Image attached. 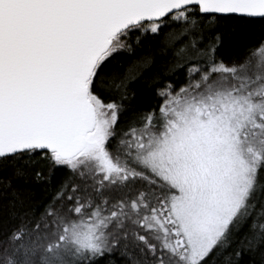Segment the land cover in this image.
<instances>
[{
	"label": "snow or ice",
	"instance_id": "snow-or-ice-1",
	"mask_svg": "<svg viewBox=\"0 0 264 264\" xmlns=\"http://www.w3.org/2000/svg\"><path fill=\"white\" fill-rule=\"evenodd\" d=\"M257 24L264 0H0V264H264V37L221 57Z\"/></svg>",
	"mask_w": 264,
	"mask_h": 264
},
{
	"label": "trees",
	"instance_id": "trees-1",
	"mask_svg": "<svg viewBox=\"0 0 264 264\" xmlns=\"http://www.w3.org/2000/svg\"><path fill=\"white\" fill-rule=\"evenodd\" d=\"M262 37H264V30L261 29L259 24L245 27L236 26L233 31L228 33L221 50V57L225 60H239L244 57L247 49ZM149 101L150 97L148 95H142L136 98V103L140 106H146ZM11 174V169L5 170L0 167V181H2L5 176H11ZM15 184L25 194L30 195L34 203H38L48 195V191L40 188L36 184H24L20 181H15ZM0 191H2V184H0ZM4 202L3 197H0V206H2Z\"/></svg>",
	"mask_w": 264,
	"mask_h": 264
},
{
	"label": "rangeland",
	"instance_id": "rangeland-1",
	"mask_svg": "<svg viewBox=\"0 0 264 264\" xmlns=\"http://www.w3.org/2000/svg\"><path fill=\"white\" fill-rule=\"evenodd\" d=\"M243 58V57H242Z\"/></svg>",
	"mask_w": 264,
	"mask_h": 264
}]
</instances>
